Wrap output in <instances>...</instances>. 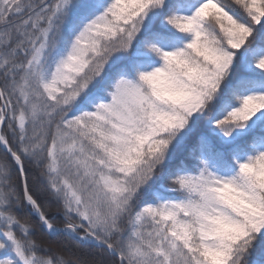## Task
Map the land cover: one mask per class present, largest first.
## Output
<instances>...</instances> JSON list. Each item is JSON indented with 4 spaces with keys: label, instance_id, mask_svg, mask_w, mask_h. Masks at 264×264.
<instances>
[{
    "label": "snow or ice",
    "instance_id": "6c2138e0",
    "mask_svg": "<svg viewBox=\"0 0 264 264\" xmlns=\"http://www.w3.org/2000/svg\"><path fill=\"white\" fill-rule=\"evenodd\" d=\"M264 0H0V264H264Z\"/></svg>",
    "mask_w": 264,
    "mask_h": 264
},
{
    "label": "trees",
    "instance_id": "16d2710c",
    "mask_svg": "<svg viewBox=\"0 0 264 264\" xmlns=\"http://www.w3.org/2000/svg\"><path fill=\"white\" fill-rule=\"evenodd\" d=\"M257 260H260L261 258H264V257H262V254L261 253H257L256 254V257H255Z\"/></svg>",
    "mask_w": 264,
    "mask_h": 264
}]
</instances>
